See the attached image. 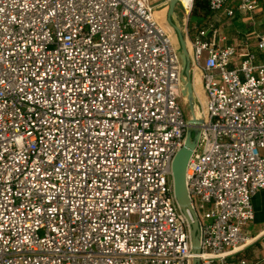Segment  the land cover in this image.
Wrapping results in <instances>:
<instances>
[{
	"label": "built area",
	"instance_id": "built-area-1",
	"mask_svg": "<svg viewBox=\"0 0 264 264\" xmlns=\"http://www.w3.org/2000/svg\"><path fill=\"white\" fill-rule=\"evenodd\" d=\"M195 0H177L189 18ZM231 0H209L234 14ZM169 0H0V264H192L172 163L189 127ZM256 0H238L253 11ZM184 31L202 119L186 168L200 264L248 239L264 189V33ZM241 56L239 63L236 58ZM190 213V212H189Z\"/></svg>",
	"mask_w": 264,
	"mask_h": 264
},
{
	"label": "crops",
	"instance_id": "crops-1",
	"mask_svg": "<svg viewBox=\"0 0 264 264\" xmlns=\"http://www.w3.org/2000/svg\"><path fill=\"white\" fill-rule=\"evenodd\" d=\"M256 1L257 7L253 11L244 12L238 10V0H231L228 7L234 9V14L232 16H228L224 12H211V18L209 19L218 27L219 37L222 44H235L239 43L240 40L243 41V39L250 37L252 40L249 43V49L256 52L259 57L262 58L260 51L256 47V37L258 34L264 33V0ZM165 6L167 7L168 5ZM162 7H164V5ZM178 9L182 11L179 6ZM161 15L159 14V17L164 19V14L163 18ZM209 19H207V21H209ZM189 20H191L190 15ZM207 21H205V23ZM204 24H202V26ZM197 27L200 26L198 23L194 22L192 29L189 30L190 36L195 35V29ZM240 60L241 56H238L236 58V62L239 63ZM194 84L197 89L198 96L203 99L204 92L200 77L196 76V82L194 80ZM253 206L255 218L245 229L248 234V239L244 243L238 245L233 250L229 258L233 260L246 258L250 263L264 264V189L259 190L253 196Z\"/></svg>",
	"mask_w": 264,
	"mask_h": 264
},
{
	"label": "water",
	"instance_id": "water-1",
	"mask_svg": "<svg viewBox=\"0 0 264 264\" xmlns=\"http://www.w3.org/2000/svg\"><path fill=\"white\" fill-rule=\"evenodd\" d=\"M176 7L177 0H169L166 20L176 32V44L179 47L178 55L182 65V94L186 98L187 109L189 110L191 116L188 119L189 127L186 132L185 142L173 159L172 182L174 194L179 204V207L181 208L190 223L192 251L196 255L193 259L192 264H200V259L198 255L202 252V248L200 243L199 222L197 219V215L194 209L192 208L187 191L186 168L187 163L199 141V125L202 123V119L196 117L195 115L196 95L193 89V78L190 66L188 46L176 13Z\"/></svg>",
	"mask_w": 264,
	"mask_h": 264
},
{
	"label": "trees",
	"instance_id": "trees-1",
	"mask_svg": "<svg viewBox=\"0 0 264 264\" xmlns=\"http://www.w3.org/2000/svg\"><path fill=\"white\" fill-rule=\"evenodd\" d=\"M211 12L212 11L209 8V0H195L193 9L190 13L192 20L190 26H192L194 22L198 23L199 26H202L207 19L211 18Z\"/></svg>",
	"mask_w": 264,
	"mask_h": 264
},
{
	"label": "rangeland",
	"instance_id": "rangeland-1",
	"mask_svg": "<svg viewBox=\"0 0 264 264\" xmlns=\"http://www.w3.org/2000/svg\"><path fill=\"white\" fill-rule=\"evenodd\" d=\"M159 0H156V2H158ZM167 9H168V6L166 7V6H164V7H159V8H157L156 9V12H157V15L159 16V14L162 16V18L164 17V19H162V21L164 22V23H166V24H168V25H170L168 22H167V20H166V15H167ZM176 13H177V16H178V19H179V22H180V25H181V27H182V30H183V33H184V31L187 29V30H191L192 29V26H190V21H192V20H189V18H187L185 15H184V13L180 10V9H178V6L176 7ZM163 14H164V16H163ZM171 26V25H170ZM175 32V31H174ZM174 39H176V33H174ZM243 40H246V39H243ZM247 40H248V43H250L251 42V40H252V38L250 39V37L249 38H247ZM241 41V40H240ZM239 41V42H240ZM193 79H195V78H193ZM199 79V78H198ZM198 79H197V81H198ZM185 107L187 108V105L185 104ZM187 115H188V117L190 118V116H191V114H190V112H189V110L187 109Z\"/></svg>",
	"mask_w": 264,
	"mask_h": 264
},
{
	"label": "bare ground",
	"instance_id": "bare-ground-1",
	"mask_svg": "<svg viewBox=\"0 0 264 264\" xmlns=\"http://www.w3.org/2000/svg\"><path fill=\"white\" fill-rule=\"evenodd\" d=\"M195 82H196V77H195Z\"/></svg>",
	"mask_w": 264,
	"mask_h": 264
}]
</instances>
